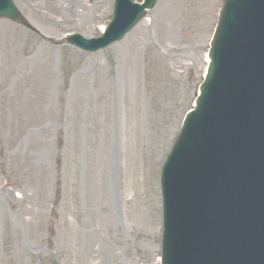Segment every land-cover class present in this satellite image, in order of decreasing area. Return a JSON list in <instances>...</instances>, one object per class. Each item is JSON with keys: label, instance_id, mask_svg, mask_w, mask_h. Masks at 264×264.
<instances>
[{"label": "rangeland", "instance_id": "1", "mask_svg": "<svg viewBox=\"0 0 264 264\" xmlns=\"http://www.w3.org/2000/svg\"><path fill=\"white\" fill-rule=\"evenodd\" d=\"M0 21V264H159V170L190 109L221 0H156L96 54L113 0H13Z\"/></svg>", "mask_w": 264, "mask_h": 264}, {"label": "water", "instance_id": "2", "mask_svg": "<svg viewBox=\"0 0 264 264\" xmlns=\"http://www.w3.org/2000/svg\"><path fill=\"white\" fill-rule=\"evenodd\" d=\"M132 6V0H118L116 20L102 39L90 44L76 36L71 44L95 52L119 40L142 16L141 11L135 12L141 8ZM5 16L24 24L10 1L0 0V18ZM249 51L251 54L245 57ZM209 58L212 64L199 108L204 101L210 127L217 129L219 125L221 133L206 144L201 142L205 144V157L198 162L193 161L195 152L185 156L181 134L167 165L165 205L185 203L186 213L194 199L202 202L201 212L192 215L193 231L200 239L192 238L197 255L202 256L198 264H264V0L224 1ZM251 84H259L258 94L252 93ZM233 93L236 102L229 100ZM226 159L235 160L228 173L233 176L214 187L211 167L225 173ZM201 185L214 195L202 194ZM208 206L218 210L223 206V216L214 213L210 224L206 212L212 211ZM191 226L166 222L165 263L170 261L173 248L169 234L181 250L190 244L183 232Z\"/></svg>", "mask_w": 264, "mask_h": 264}]
</instances>
